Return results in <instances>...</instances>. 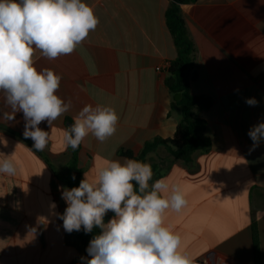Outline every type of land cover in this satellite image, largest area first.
Masks as SVG:
<instances>
[{"label": "crops", "instance_id": "crops-1", "mask_svg": "<svg viewBox=\"0 0 264 264\" xmlns=\"http://www.w3.org/2000/svg\"><path fill=\"white\" fill-rule=\"evenodd\" d=\"M99 24L69 55L53 60L34 52L37 69L62 77L57 95L71 110L50 128L44 151L23 136V113L2 119L0 161L16 165L15 175L0 174V264H69L81 254L79 242L63 228L67 207L60 179L70 158L64 130L88 104L110 106L119 116L117 130L103 143L93 135L77 151V179L93 180L105 161L123 159L121 150L138 154L154 138L169 139L179 121L162 66L175 57L165 23L169 0H82ZM181 10L197 50L194 96L211 104L197 111L204 120L207 153L185 164L158 146L145 162L162 159L161 175L187 200L179 212L167 209L163 226L181 238L179 251L192 264H253L252 226L264 264V140L254 151L248 132L264 122V0H196ZM249 98L258 102L246 103ZM69 189V188H68ZM170 194V192H169ZM56 207L53 209L52 204ZM107 223L114 213L109 211Z\"/></svg>", "mask_w": 264, "mask_h": 264}, {"label": "clouds", "instance_id": "clouds-1", "mask_svg": "<svg viewBox=\"0 0 264 264\" xmlns=\"http://www.w3.org/2000/svg\"><path fill=\"white\" fill-rule=\"evenodd\" d=\"M178 7L186 10L189 5ZM98 24L93 8L82 0H0V93L10 108L2 119L12 121L22 112L23 136L33 141L37 152L49 143V132L39 125L47 122L51 128L71 110L72 101L56 94L62 77L49 68L38 70L34 52L39 50L48 60L69 55ZM246 103L258 102L249 98ZM73 121L64 130V139L66 148L76 150L89 134L101 143L114 135L119 116L110 106L88 104ZM248 135L251 152L264 140V122ZM16 170L11 159L0 161V174L15 175ZM153 175L150 163L124 157L105 161L91 181L85 173L78 187L61 186L67 204L60 214L64 230L83 229L86 234L101 230L86 249L90 258L81 257L84 264H192L178 250L180 236L163 226L164 212L169 208L179 212L187 200L178 186L169 188L166 178L150 185ZM109 211L114 216L105 223ZM256 219H264V212L258 210Z\"/></svg>", "mask_w": 264, "mask_h": 264}, {"label": "trees", "instance_id": "trees-1", "mask_svg": "<svg viewBox=\"0 0 264 264\" xmlns=\"http://www.w3.org/2000/svg\"><path fill=\"white\" fill-rule=\"evenodd\" d=\"M196 0H169L168 7L165 11V23L170 34L174 49L175 57L167 62L168 66L164 72L166 74L165 83L173 98V105L179 110V121L175 128L174 134L169 139L154 138L146 142L138 154H133L129 150H121L119 153L123 157L136 159L145 162V155L153 151L158 146L166 148L168 154L175 160L189 164L195 153L204 154L210 150V142L204 137L203 131L205 122L198 117L197 111L204 108L207 109L211 101L205 96H194L189 89L190 81L196 78L194 67L197 62V50L186 28L185 22L181 16L179 4H193ZM169 80H173L172 84H168ZM179 94L178 101L174 100V96ZM77 151H70V158L65 168V174L60 176L61 182L69 189L78 187L80 182L77 179ZM162 159L151 164L153 170L152 179L159 178L161 175ZM75 176V179L72 177ZM138 191V185L136 186ZM108 214L104 220L106 222ZM253 238V264H261L258 242L255 226H252ZM99 228H94L91 233L81 231H73L70 234L76 238L81 248V254L76 256L69 264H84L81 257H88L86 251L90 240L100 234Z\"/></svg>", "mask_w": 264, "mask_h": 264}, {"label": "water", "instance_id": "water-1", "mask_svg": "<svg viewBox=\"0 0 264 264\" xmlns=\"http://www.w3.org/2000/svg\"><path fill=\"white\" fill-rule=\"evenodd\" d=\"M172 82H173V80H169L168 84H172ZM179 98H180L179 94L174 96V100L175 101H178ZM173 109L175 110L176 113H178V114L180 113V110H179V108L176 105H173ZM70 125L71 124H67V127L70 126Z\"/></svg>", "mask_w": 264, "mask_h": 264}, {"label": "built area", "instance_id": "built-area-1", "mask_svg": "<svg viewBox=\"0 0 264 264\" xmlns=\"http://www.w3.org/2000/svg\"><path fill=\"white\" fill-rule=\"evenodd\" d=\"M167 66H168V64L166 63V64H164L163 66H162V70L161 71H165V69L167 68Z\"/></svg>", "mask_w": 264, "mask_h": 264}]
</instances>
